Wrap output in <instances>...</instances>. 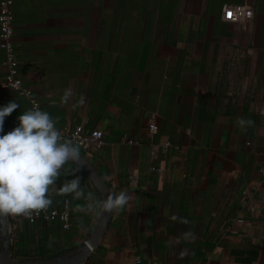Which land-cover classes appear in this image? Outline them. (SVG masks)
<instances>
[{"label":"crops","instance_id":"0c3cea01","mask_svg":"<svg viewBox=\"0 0 264 264\" xmlns=\"http://www.w3.org/2000/svg\"><path fill=\"white\" fill-rule=\"evenodd\" d=\"M224 3H246L252 17L223 19ZM12 11L17 73L31 97L58 127L102 129L104 143L79 151L113 194L129 197L79 264L136 255L143 264H264V0H13ZM5 59L0 47V83ZM14 100L4 133L34 106L0 84V107ZM240 118L253 123L241 128ZM76 169L83 194H60ZM65 197L67 228L6 218L10 259L83 240L101 197L76 161L49 207Z\"/></svg>","mask_w":264,"mask_h":264},{"label":"clouds","instance_id":"9594fccd","mask_svg":"<svg viewBox=\"0 0 264 264\" xmlns=\"http://www.w3.org/2000/svg\"><path fill=\"white\" fill-rule=\"evenodd\" d=\"M70 93L65 94L67 102ZM19 104L14 100L0 107V218L23 216L32 219L34 214L46 210L52 203L50 190L54 189L61 170L69 161L79 160V148L62 138L56 121L39 107L25 110L17 117L18 124L3 132L4 120ZM253 121L238 119L241 128ZM79 169L71 170V180H66L60 194L74 193L79 198ZM91 199V193H89ZM125 192L109 194L98 200L95 207L101 212L119 211L128 202Z\"/></svg>","mask_w":264,"mask_h":264},{"label":"built area","instance_id":"2783aa9c","mask_svg":"<svg viewBox=\"0 0 264 264\" xmlns=\"http://www.w3.org/2000/svg\"><path fill=\"white\" fill-rule=\"evenodd\" d=\"M13 0H0V47L5 50L7 64V72L1 80V86L30 96V100L34 107L37 106L35 98L31 97L30 89L26 87L22 79L18 76L17 58L15 57V48L13 41ZM253 14V9L246 3H224L222 5L221 16L223 19L243 23L248 21ZM17 123V121H15ZM62 138L71 141L74 145L83 149H87L91 145H100L104 143L103 131L98 127L85 129L81 124L73 127H58ZM148 128L151 132L157 130V124L154 121L148 123ZM158 169V167L152 166ZM70 199L65 197L60 207H48L46 210L40 211L39 214H34L32 219L26 218L29 221H34L41 218L45 221H53L59 219L62 227L67 228L70 225ZM131 264H143L142 258L138 255L134 256ZM250 264H255L254 262ZM259 264H262L260 262Z\"/></svg>","mask_w":264,"mask_h":264},{"label":"water","instance_id":"95a60500","mask_svg":"<svg viewBox=\"0 0 264 264\" xmlns=\"http://www.w3.org/2000/svg\"><path fill=\"white\" fill-rule=\"evenodd\" d=\"M76 162L80 164L89 175L100 194L101 200L107 195L113 194L93 163L81 151H79V160ZM109 217L110 213L101 212L99 210L95 223L79 244L63 248L49 256L36 257L32 260L26 259L22 261L9 258L7 251V219L0 218V264H79L98 243L105 230Z\"/></svg>","mask_w":264,"mask_h":264}]
</instances>
